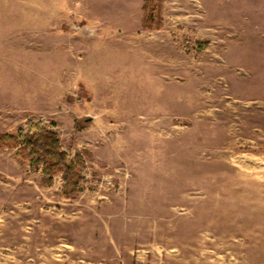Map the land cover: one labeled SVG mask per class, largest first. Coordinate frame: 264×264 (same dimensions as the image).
<instances>
[{"label": "rangeland", "instance_id": "obj_1", "mask_svg": "<svg viewBox=\"0 0 264 264\" xmlns=\"http://www.w3.org/2000/svg\"><path fill=\"white\" fill-rule=\"evenodd\" d=\"M139 3L0 0V134L85 167L0 150V264H264V0Z\"/></svg>", "mask_w": 264, "mask_h": 264}, {"label": "trees", "instance_id": "obj_2", "mask_svg": "<svg viewBox=\"0 0 264 264\" xmlns=\"http://www.w3.org/2000/svg\"><path fill=\"white\" fill-rule=\"evenodd\" d=\"M155 0H145L143 11L145 12L143 26L147 24V10L155 9ZM151 13V14H152ZM157 28L163 27L160 17L157 19ZM207 46L205 42L196 44V48L202 51ZM29 133L18 130L16 134H0V150L12 149L16 151L18 163L39 167L42 171V185L51 187L53 178L61 175L64 182L63 194L67 199H76L82 192L80 185L82 174L85 170L84 162L80 154L70 159L69 154L63 149L58 132L49 130L41 121H29Z\"/></svg>", "mask_w": 264, "mask_h": 264}, {"label": "crops", "instance_id": "obj_3", "mask_svg": "<svg viewBox=\"0 0 264 264\" xmlns=\"http://www.w3.org/2000/svg\"><path fill=\"white\" fill-rule=\"evenodd\" d=\"M140 1V7L143 5V0H139Z\"/></svg>", "mask_w": 264, "mask_h": 264}]
</instances>
